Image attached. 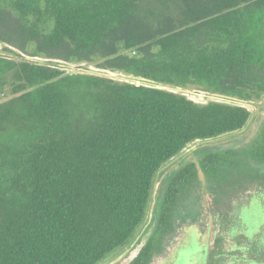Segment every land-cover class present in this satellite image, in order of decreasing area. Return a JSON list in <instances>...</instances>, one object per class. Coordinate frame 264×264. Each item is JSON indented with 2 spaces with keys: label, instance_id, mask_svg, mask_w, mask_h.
<instances>
[{
  "label": "trees",
  "instance_id": "1",
  "mask_svg": "<svg viewBox=\"0 0 264 264\" xmlns=\"http://www.w3.org/2000/svg\"><path fill=\"white\" fill-rule=\"evenodd\" d=\"M0 45V264H100L143 224L168 161L250 119L179 90L264 97V0H0ZM31 49L152 85L12 56ZM198 166L216 179L223 166L264 169V125ZM197 177L196 163L171 172L155 233L129 264L149 263Z\"/></svg>",
  "mask_w": 264,
  "mask_h": 264
},
{
  "label": "rangeland",
  "instance_id": "2",
  "mask_svg": "<svg viewBox=\"0 0 264 264\" xmlns=\"http://www.w3.org/2000/svg\"><path fill=\"white\" fill-rule=\"evenodd\" d=\"M4 45H0V51ZM19 52L21 57L12 55L17 59H25L33 63L50 66L60 69L66 73H85L98 76H104L116 81L136 82L127 74L121 71L101 69L93 64L87 63H67L58 60H50L38 55ZM180 93L187 95L190 99L200 104H206L209 101H221L231 104L244 105L250 107L251 116L247 124L240 130L227 133L217 138L208 140H196L189 143L177 156L168 161L158 172L155 180L149 208L143 224L136 230L135 235L120 249L112 253L100 264H118L133 245L138 242L142 236L154 223L156 212L161 207L162 194L164 193L166 181L172 171L181 167L196 163L198 167V177L182 191L177 210L174 212L173 232L164 244V249L169 254H156L152 264H164L162 257H171L174 264H196L207 260L215 244V237L212 238L216 223L214 213L222 209H237L236 200L242 195L247 187L246 181L254 177V172L244 168H234L223 166L222 174L216 179L211 178L204 170L200 168V156L213 149L228 147L238 143L248 142L258 129L264 125V97L259 101L242 102L236 99L222 97L210 94L201 90H179ZM257 170H264L262 167ZM264 181V180H263ZM260 190V191H259ZM257 190V194L264 192V188ZM264 197L254 199L241 213L243 218V233H235L234 237L243 234L246 246L250 248H259L264 244ZM238 201V202H237ZM234 215H228L224 221L230 224ZM228 230V229H226ZM230 232V231H229ZM258 239V242L255 239ZM238 239V237H237ZM159 249V248H158ZM157 249V250H158ZM156 250V251H157ZM247 252V251H246ZM175 258V259H174ZM249 264H254L249 263Z\"/></svg>",
  "mask_w": 264,
  "mask_h": 264
},
{
  "label": "flooded vegetation",
  "instance_id": "3",
  "mask_svg": "<svg viewBox=\"0 0 264 264\" xmlns=\"http://www.w3.org/2000/svg\"><path fill=\"white\" fill-rule=\"evenodd\" d=\"M249 170L254 172V177H250L246 181H243L247 183V187L243 194L239 195L236 199H240V201H237L238 203H236L237 209L225 210L221 208L214 213L213 218L216 223V228L212 236V238L215 237L213 251H211L206 261L198 262L196 264H249L253 262L254 264H264V244L263 246L254 249L252 247L250 248V246H246L244 240L245 236L243 234L238 235V239L236 236L234 237V234L237 232L243 233V218L241 213L247 206L249 207L248 204L251 203L252 197L254 196V199L264 197V192L256 195L257 190L264 188V173L254 168H250ZM232 214L234 215V219L231 220L228 225L227 221H224V219ZM172 228H174L173 221ZM172 232L173 229L164 236L160 243V248L152 253L148 264H152V260L156 254L163 253V256L164 254H169L163 246ZM255 241L258 242V239L256 238ZM171 257H162L161 259L165 261L164 264H174L170 259Z\"/></svg>",
  "mask_w": 264,
  "mask_h": 264
},
{
  "label": "water",
  "instance_id": "4",
  "mask_svg": "<svg viewBox=\"0 0 264 264\" xmlns=\"http://www.w3.org/2000/svg\"><path fill=\"white\" fill-rule=\"evenodd\" d=\"M89 64V63H87ZM130 76L132 79H135V77ZM108 78V77H107ZM141 78H136V80H140ZM136 83H140L137 82ZM250 109V107H248ZM251 110V109H250ZM158 219H159V209L156 212V216L154 218V223L152 224V226L150 227V229L147 230V232L142 236V238L136 242L133 247H131V250L125 255L123 256V260L121 259L119 262V264H129L130 262H132L141 252V250L146 246V244L150 241V239L152 238V236L155 233V230L157 228L158 225Z\"/></svg>",
  "mask_w": 264,
  "mask_h": 264
},
{
  "label": "built area",
  "instance_id": "5",
  "mask_svg": "<svg viewBox=\"0 0 264 264\" xmlns=\"http://www.w3.org/2000/svg\"><path fill=\"white\" fill-rule=\"evenodd\" d=\"M137 82H142L144 84H147V85H152V82L150 81H146V80H143V79H140V80H136Z\"/></svg>",
  "mask_w": 264,
  "mask_h": 264
}]
</instances>
